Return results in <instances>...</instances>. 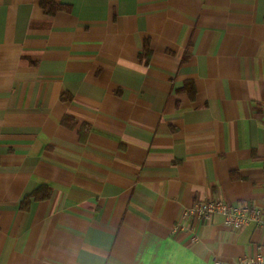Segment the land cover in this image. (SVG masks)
Segmentation results:
<instances>
[{"label": "crops", "instance_id": "crops-1", "mask_svg": "<svg viewBox=\"0 0 264 264\" xmlns=\"http://www.w3.org/2000/svg\"><path fill=\"white\" fill-rule=\"evenodd\" d=\"M218 198L264 206V0H0V264L264 252Z\"/></svg>", "mask_w": 264, "mask_h": 264}, {"label": "built area", "instance_id": "built-area-1", "mask_svg": "<svg viewBox=\"0 0 264 264\" xmlns=\"http://www.w3.org/2000/svg\"><path fill=\"white\" fill-rule=\"evenodd\" d=\"M213 214L223 215L225 224L233 229L240 230L250 224L264 227V206L232 205L222 198L196 202L184 210L182 218L189 222L192 229L195 224H200ZM179 227L180 223L175 229ZM214 261L216 264H264V252H259L255 257H241L232 261L214 257Z\"/></svg>", "mask_w": 264, "mask_h": 264}, {"label": "trees", "instance_id": "trees-1", "mask_svg": "<svg viewBox=\"0 0 264 264\" xmlns=\"http://www.w3.org/2000/svg\"><path fill=\"white\" fill-rule=\"evenodd\" d=\"M145 51H148V47H145ZM36 196H38L37 193H35ZM25 204V202L23 203V205Z\"/></svg>", "mask_w": 264, "mask_h": 264}]
</instances>
